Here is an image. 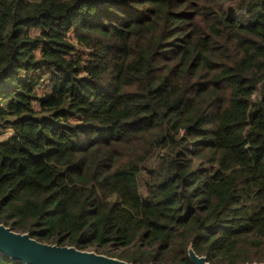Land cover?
I'll return each instance as SVG.
<instances>
[{
    "label": "trees",
    "instance_id": "trees-1",
    "mask_svg": "<svg viewBox=\"0 0 264 264\" xmlns=\"http://www.w3.org/2000/svg\"><path fill=\"white\" fill-rule=\"evenodd\" d=\"M0 224L264 263V0H0Z\"/></svg>",
    "mask_w": 264,
    "mask_h": 264
},
{
    "label": "water",
    "instance_id": "water-1",
    "mask_svg": "<svg viewBox=\"0 0 264 264\" xmlns=\"http://www.w3.org/2000/svg\"><path fill=\"white\" fill-rule=\"evenodd\" d=\"M0 254L22 264H131L96 252L80 251L75 247L40 243L29 234L16 233L2 224ZM188 255L193 264H209L205 257L195 253L192 246L189 247Z\"/></svg>",
    "mask_w": 264,
    "mask_h": 264
}]
</instances>
